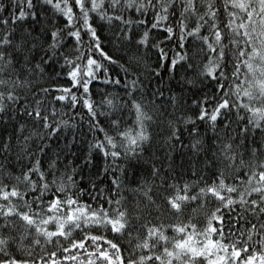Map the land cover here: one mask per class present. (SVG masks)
Wrapping results in <instances>:
<instances>
[{"label":"snow or ice","instance_id":"6c2138e0","mask_svg":"<svg viewBox=\"0 0 264 264\" xmlns=\"http://www.w3.org/2000/svg\"><path fill=\"white\" fill-rule=\"evenodd\" d=\"M0 264H264V0H0Z\"/></svg>","mask_w":264,"mask_h":264},{"label":"trees","instance_id":"16d2710c","mask_svg":"<svg viewBox=\"0 0 264 264\" xmlns=\"http://www.w3.org/2000/svg\"><path fill=\"white\" fill-rule=\"evenodd\" d=\"M101 35L103 36L104 35V33L103 32H101ZM116 70H118V69H116ZM104 87V85L103 84H101V83H99L98 81H95V82H93V84L91 85V91H92V93H93V99H95V100H99V96L97 95V93L99 92V90L101 89V88H103ZM109 90L111 91L112 89H111V86H109ZM71 106L69 105V108H70ZM67 115L68 116H71L72 115V112H67ZM76 119L78 120L79 119V117H76Z\"/></svg>","mask_w":264,"mask_h":264}]
</instances>
